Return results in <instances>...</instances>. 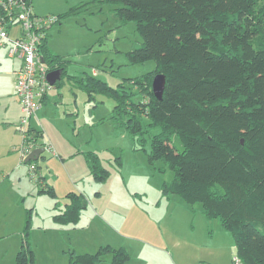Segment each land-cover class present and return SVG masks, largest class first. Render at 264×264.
Segmentation results:
<instances>
[{
	"label": "trees",
	"instance_id": "trees-1",
	"mask_svg": "<svg viewBox=\"0 0 264 264\" xmlns=\"http://www.w3.org/2000/svg\"><path fill=\"white\" fill-rule=\"evenodd\" d=\"M26 3L33 7V0ZM93 3L114 6L123 24L136 23L142 43L128 58L131 64L153 61L156 68L118 88L94 77H74L73 82L90 100L96 94L113 98L111 118L132 136L139 146L135 150L175 173L166 190L188 204H201L208 219H218L233 234L243 264H264V0H93L57 15L56 24ZM0 22L9 33L20 24L3 9ZM47 40L42 39L39 53L48 72H65L69 60L50 51ZM157 74L166 77L162 100L152 90ZM27 135L45 146L41 131L30 126ZM84 155L91 177L106 182L110 172L99 154ZM54 190L40 189L53 196ZM66 199L64 209L55 206L53 220L76 227L89 201L79 192L67 193ZM32 215L27 209L15 264L36 261ZM107 254H113L114 264L129 259L125 248L106 245L93 254L74 252L70 264H101Z\"/></svg>",
	"mask_w": 264,
	"mask_h": 264
},
{
	"label": "rangeland",
	"instance_id": "rangeland-1",
	"mask_svg": "<svg viewBox=\"0 0 264 264\" xmlns=\"http://www.w3.org/2000/svg\"><path fill=\"white\" fill-rule=\"evenodd\" d=\"M91 1L34 0L32 11L39 16H57ZM114 9L112 5L93 3L89 10L70 16L61 25L54 23L46 30L50 36L49 47L59 52L56 55L69 60L61 80L69 73L94 77L118 88L126 79L156 68L153 61L131 64L128 52L140 46L142 37L136 23L123 24ZM15 30L21 31L20 24L10 31ZM9 48L6 47L8 55ZM6 69L0 66V83H5L0 86V96L5 101L10 99L7 97L10 76ZM69 80L65 88L66 84L61 89L50 86V95L63 94L69 104L59 102L55 115H62L71 127L67 133L73 142L71 146L98 153L110 176L103 183L94 180L84 162L85 169L79 168V174L72 177L74 182L60 175L52 176L47 183L55 188V195L40 193L38 187L42 186L37 184L40 180L37 171L33 178L31 165L21 159L23 135L17 130L19 123L0 128V141L4 142L0 152L17 140L16 147L10 146L7 155L11 152V156H18L17 162L0 158V222L10 223L15 219L19 224L16 230L22 233L26 211L33 210L31 244L36 256L33 264H70L74 252L93 254L106 245L127 250L129 259L124 264H233L236 257L233 234L222 228L218 219H208L201 204H188L178 194L166 190L175 173L162 161L153 164L147 152L135 150L132 136L111 118L114 99L96 94L90 100L83 86L74 87ZM75 93H79V99ZM12 132L17 135L16 139ZM174 141L182 151L179 139L175 137ZM146 145L150 151L151 140ZM53 151L46 150L37 162L45 174L51 170L45 165L52 159ZM69 192L83 193L89 201L76 227L60 226L53 220L55 206L58 204L64 209ZM101 264H114L113 254H107Z\"/></svg>",
	"mask_w": 264,
	"mask_h": 264
},
{
	"label": "crops",
	"instance_id": "crops-1",
	"mask_svg": "<svg viewBox=\"0 0 264 264\" xmlns=\"http://www.w3.org/2000/svg\"><path fill=\"white\" fill-rule=\"evenodd\" d=\"M33 4H34V0H33ZM57 25H61V24H57ZM20 35H21V31L20 32L16 30L13 32L10 31V36H12V38L14 37L18 38ZM46 36L47 38H49L48 40L50 42V36L48 34V31H47ZM48 40L46 41V44L49 47L50 45H48ZM53 52L54 54L59 53L56 50H53ZM22 64L23 63L20 58L9 57L8 50L6 49V47L2 49L0 48V66L3 67L4 69L7 68L5 71H7L8 76H10V81L8 83V95H7V97L9 96L10 99H7L5 101L0 96V107L3 112V114L0 115V128H7L11 124L17 125L20 121L21 105L16 95L15 85H16V77H17L16 73L20 70V68L22 67ZM74 77H78V76H73L68 73L67 78L62 80L63 81L62 86L65 85L67 83V79L70 78L69 82L72 83V85L75 87L76 85L71 80ZM0 86L2 87L5 86V83L1 82ZM66 86L67 84L64 86V88ZM53 88H59V87L54 86ZM11 93L14 94L15 98L12 97ZM75 96L78 99L80 97L79 93H75ZM64 98L65 97L63 96V94L50 95L49 90H48L43 99L42 107L36 112L35 117L31 121V126L42 132L43 136L40 142L45 144L43 148H45L46 150H50V151L54 150L52 152L53 154L52 159L45 165L47 166V168L51 169L49 171V174H45L43 168L37 165V173H38L37 175H39V179H40L37 184L39 186L46 187V188H50V185L47 183V181L51 182L52 176H54L55 178V176L60 175V176L66 177L69 181L74 182L72 177L77 176L79 174L78 173L79 168L82 167V169H85L84 162H86V159H85V155L83 156V154L85 152L92 151L90 149L83 151L78 146H74V147L71 146L73 142L71 138L67 135L69 130L70 131L72 130L71 127L63 119L62 115L60 114L59 116L55 115L56 114L55 109L59 111L58 103L60 102V104H63L61 102L62 101L65 102ZM76 104H78V101H76ZM68 105L69 104L65 102V106H68ZM2 106L5 107V109L2 108ZM94 120L96 121V119ZM3 130H6V129H3ZM13 134L15 135V139H16L17 135L15 133ZM16 142L17 140H15L10 146H12L13 148L16 147ZM3 144L4 142L0 141V147ZM9 147L7 148V150L9 149ZM7 150L0 152V158L1 157L2 159L12 158L11 161L17 162L18 156L17 155L11 156L12 154L11 152L8 154L9 155L8 156ZM88 176L89 174H87V177ZM38 190L41 193L39 187H38ZM23 224H24V220L21 221V225ZM18 227H19V224L15 221V219L12 220V222L10 223L0 222V264H15L16 256L18 253L17 252L18 245L20 246L19 244L20 241L16 239L17 238L16 236L20 238V235H21V232H17L16 230L18 229ZM201 264H206V263H201Z\"/></svg>",
	"mask_w": 264,
	"mask_h": 264
},
{
	"label": "built area",
	"instance_id": "built-area-1",
	"mask_svg": "<svg viewBox=\"0 0 264 264\" xmlns=\"http://www.w3.org/2000/svg\"><path fill=\"white\" fill-rule=\"evenodd\" d=\"M27 0H0V9L8 12L12 20H18L21 35L12 38L5 25L0 22V48H9V57L22 60V67L16 73L15 91L21 105V117L17 130L23 135L21 145V159L26 160L33 150L39 147L31 142L27 132L36 112L42 107L43 98L50 89L47 80L48 67L39 57V48L46 30L58 21L55 15L36 17ZM37 167L31 164L33 178ZM233 264H243L239 257H235Z\"/></svg>",
	"mask_w": 264,
	"mask_h": 264
},
{
	"label": "water",
	"instance_id": "water-1",
	"mask_svg": "<svg viewBox=\"0 0 264 264\" xmlns=\"http://www.w3.org/2000/svg\"><path fill=\"white\" fill-rule=\"evenodd\" d=\"M64 72L61 69H54L53 71L49 72L47 75V80L51 87L56 86L58 82H61L62 76ZM166 86V77L163 74H157L154 77L152 90L155 94V97L158 100H162L163 94L165 91ZM46 152V149L41 147L39 149L34 150L25 160V163L29 162H38L42 157L43 154Z\"/></svg>",
	"mask_w": 264,
	"mask_h": 264
},
{
	"label": "clouds",
	"instance_id": "clouds-1",
	"mask_svg": "<svg viewBox=\"0 0 264 264\" xmlns=\"http://www.w3.org/2000/svg\"><path fill=\"white\" fill-rule=\"evenodd\" d=\"M45 37H46V35H45ZM41 148V147H40Z\"/></svg>",
	"mask_w": 264,
	"mask_h": 264
}]
</instances>
